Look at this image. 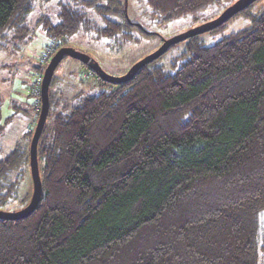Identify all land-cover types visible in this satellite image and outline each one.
Instances as JSON below:
<instances>
[{
  "label": "trees",
  "instance_id": "trees-1",
  "mask_svg": "<svg viewBox=\"0 0 264 264\" xmlns=\"http://www.w3.org/2000/svg\"><path fill=\"white\" fill-rule=\"evenodd\" d=\"M39 1L51 0H0V52L28 38ZM144 1L163 23L236 0ZM253 3L231 17L248 27L211 44L187 38L168 72L159 56L125 82L97 76L107 90L53 116L52 75L41 196L28 216L0 218V264H264V11ZM55 4L37 24L59 48L80 30L131 39L124 0ZM28 142L0 149V209L29 169Z\"/></svg>",
  "mask_w": 264,
  "mask_h": 264
},
{
  "label": "rangeland",
  "instance_id": "rangeland-1",
  "mask_svg": "<svg viewBox=\"0 0 264 264\" xmlns=\"http://www.w3.org/2000/svg\"><path fill=\"white\" fill-rule=\"evenodd\" d=\"M56 0L48 3L39 1L29 14L28 22L31 32L28 38L17 46L5 48L0 52V121L3 130L0 133V149L3 153L11 149L16 143L25 144L27 138L28 150L30 139L35 128L40 110V81L45 66L58 50L60 41L57 38H47L38 19L50 16L55 19L57 11ZM229 6V5H228ZM125 7V3H124ZM125 13L135 26L130 27L131 39L124 38L119 33L116 37H101L93 31L80 30L69 37L64 46L93 57L101 69L111 76H121L138 60L156 50L164 39L181 34L202 23L214 19L222 11L220 8L206 12L200 21L193 22L189 16L172 21L156 23L148 16V7L144 0H127ZM264 11V0H258L249 7L250 13ZM91 16L101 21L92 12ZM250 25L249 18L240 13L224 26L214 31L198 34L205 44H211L222 36ZM151 33V34H149ZM187 39H182L167 49L157 60L165 71H170L171 62L184 52ZM39 68L37 69L36 67ZM52 116L55 113H65L83 95L98 94L108 89L107 84L99 81L97 75L81 62L71 56L61 59L53 72ZM50 123V120L46 121ZM42 160L39 161V165ZM20 190L17 196L10 200L1 210L17 211L26 199L27 203L32 193V180L29 169L23 174ZM261 225V251L264 259V217Z\"/></svg>",
  "mask_w": 264,
  "mask_h": 264
},
{
  "label": "water",
  "instance_id": "water-1",
  "mask_svg": "<svg viewBox=\"0 0 264 264\" xmlns=\"http://www.w3.org/2000/svg\"><path fill=\"white\" fill-rule=\"evenodd\" d=\"M255 0H236L229 6H227L219 15H217L214 19L202 23L194 28H191L181 34L175 35L173 37L164 39L161 45L154 50L153 52L149 53L145 57L141 58L137 62H135L127 71L121 76H111L105 73L97 63V61L90 57L88 54L77 51L76 49L68 46H62L58 48V50L53 54L50 58V61L44 68L42 73V78L40 81V110L38 119L35 124L34 131L32 133V137L30 139L29 144V172L30 177L32 180V193L28 203L18 209L17 211H4L0 209V218L7 219V220H15L21 219L28 216L30 213L34 211L36 205L41 196V179L39 175V165H38V158H37V144L39 137L42 133L47 115L49 110V85L53 75L54 70L56 69L57 65L61 61V59L65 56H71L81 63H84L88 68H90L98 77H100L103 81L118 84L121 82L128 81L132 78L134 73L146 63H149L159 56H161L172 44L177 43L182 39H187L193 37L195 35L201 34L203 32L209 31L218 27L219 25L226 22L230 19L234 14L238 13L239 11L245 9ZM125 9L127 0H124Z\"/></svg>",
  "mask_w": 264,
  "mask_h": 264
}]
</instances>
